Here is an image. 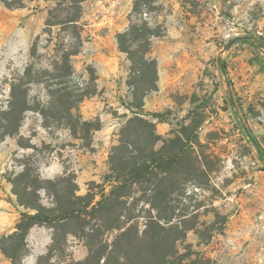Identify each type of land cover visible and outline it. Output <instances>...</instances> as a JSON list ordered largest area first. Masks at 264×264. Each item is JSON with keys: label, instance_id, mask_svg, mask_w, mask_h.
Returning <instances> with one entry per match:
<instances>
[{"label": "rangeland", "instance_id": "374dc122", "mask_svg": "<svg viewBox=\"0 0 264 264\" xmlns=\"http://www.w3.org/2000/svg\"><path fill=\"white\" fill-rule=\"evenodd\" d=\"M55 3L33 0L9 8L0 1V119L12 83L30 67L35 75L27 80L32 81L27 84L31 105L52 101L49 90H57L53 84L60 79L55 78L58 57L65 47H81L71 57L72 74L62 80L75 94L87 93L79 111L87 120L100 119L102 129L87 142L29 111L19 133L0 137V238L16 230L26 210L9 181L25 167L33 177L40 174V199L54 217L67 204L83 208L80 196L91 193L96 204L108 194L116 185L113 146L128 119L141 112L168 145L178 134L198 135L175 163L172 177L155 178L169 193L172 209L163 211L173 212L176 221H199L177 243V259L170 264H264V160L247 135L264 148V0H157L144 16L165 30L149 54L157 61L158 88L141 99L134 95L131 62L117 41L130 24L134 0H85L77 35L69 25L48 28ZM251 37H261L263 44L250 45ZM127 149L126 158L136 153ZM149 193L133 186L116 209L130 217L128 225L144 228L150 211L157 214L146 202ZM97 215L35 225L21 252L23 264H38L41 256L42 264L84 260L93 234L95 248L102 239L110 245L118 232L104 230L109 220ZM0 264H13L1 250Z\"/></svg>", "mask_w": 264, "mask_h": 264}, {"label": "trees", "instance_id": "16d2710c", "mask_svg": "<svg viewBox=\"0 0 264 264\" xmlns=\"http://www.w3.org/2000/svg\"><path fill=\"white\" fill-rule=\"evenodd\" d=\"M9 8L24 7L27 1L33 0H0ZM55 5L49 11L47 20L48 28L57 25H69L77 35L78 23L82 18L83 2L85 0H55ZM157 0H134L133 9L129 15L130 24L122 32L117 34L119 50L126 53L131 62V71L134 75L132 84L135 87L136 98H143L149 92L158 88L157 61L149 56L154 39L164 35V27L160 23L153 24L145 17L155 8ZM252 46L259 47L263 44L261 37L247 38ZM255 47V48H257ZM81 47H65L59 58L60 65L56 67L58 72L55 78H60L53 85L57 90H49V96L53 99L47 104L36 101L31 105L27 84L35 78L32 68H28L23 77L18 78L11 85V100L7 110L3 111L0 119V137L19 133L25 115L29 111L49 121L52 119L60 125H65L73 135L87 142L93 137V133L102 129V121L87 120L79 111V104L86 98L85 91L71 90L68 84L62 80L73 72L71 57L80 52ZM26 79V80H25ZM53 88V86L51 87ZM53 104L52 109L48 105ZM47 105V106H46ZM143 102L137 105L140 110ZM152 117L163 120L161 113H153ZM156 123L147 119L143 113L136 112L130 117L126 126L122 128L120 143L113 146L111 156V172L114 174L116 185L108 193L94 204L95 196L88 193L79 198L84 200V206L80 210L67 204L62 215L50 214L49 208L45 207L40 199L41 176L31 175V168L25 167L19 174L10 177L13 184V193L18 198L20 206L26 210L21 213V218L16 225V230L0 238V250L9 258L13 264H23V250L27 247V236L35 225L50 223L54 221H68L83 215H94L101 221L109 220L105 226L106 231H117L112 243L109 245L103 239L96 246L97 234L89 239V255L84 260L73 264H170L177 259V243L183 240L190 230L197 227L199 221L188 223L187 217L176 221L173 212H165L163 209L170 208L169 193L161 191V184L155 180L159 173H163L165 179L172 177L175 163H181V159L187 152V144L194 146L198 135L184 138L178 134L168 141L157 133ZM137 140H132L131 136ZM249 139L254 142L259 156L264 160V148L252 133H247ZM163 141L162 147L157 149L158 142ZM182 142L180 147L178 143ZM135 149L136 153L126 158L127 148ZM196 160L198 158L196 157ZM200 163V161H198ZM149 176V178H147ZM140 186L149 191L146 199L150 208L157 211L146 218L144 228L140 224H129L130 217L117 213L116 209L124 205V198L131 192L133 186ZM120 206V207H119ZM122 216H125L124 221ZM187 216V215H185ZM102 228V226H101ZM103 230V231H104ZM102 231V232H103ZM99 234L101 229L98 230ZM105 234V231H104ZM90 238V234H85ZM96 238V239H95ZM99 238V237H98ZM50 256V254H49ZM47 256V257H49ZM45 257L41 256L38 264Z\"/></svg>", "mask_w": 264, "mask_h": 264}]
</instances>
